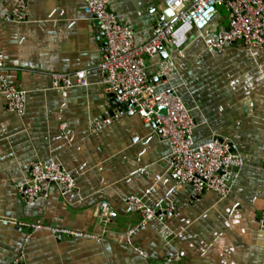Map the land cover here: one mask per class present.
<instances>
[{"label": "crops", "instance_id": "1", "mask_svg": "<svg viewBox=\"0 0 264 264\" xmlns=\"http://www.w3.org/2000/svg\"><path fill=\"white\" fill-rule=\"evenodd\" d=\"M18 0H0V53L8 81L27 92L24 115L6 111L0 89V264L21 255L26 264H264V46L237 43L207 51L199 32L184 57L167 45L149 59L161 91L175 89L192 110L199 144L227 141L244 158L228 198L178 186L170 168V145L156 125L120 112L102 84L99 65L104 36L84 0H29L27 20L11 14ZM167 0H111L119 19L133 26L139 42L174 18ZM225 6L211 24L227 29ZM171 59L173 81L162 83L159 63ZM86 71L89 85L62 91L53 73ZM106 120L108 125L99 128ZM55 162L75 175L76 191L58 187L27 205L17 187L33 162ZM131 195L153 209L173 211L128 236L141 216L129 211ZM108 204L115 217L104 208ZM26 224L41 225L33 229ZM57 229L76 235L56 234ZM164 231L170 233L165 236Z\"/></svg>", "mask_w": 264, "mask_h": 264}, {"label": "built area", "instance_id": "2", "mask_svg": "<svg viewBox=\"0 0 264 264\" xmlns=\"http://www.w3.org/2000/svg\"><path fill=\"white\" fill-rule=\"evenodd\" d=\"M84 1L87 14L104 36L99 68L103 86L121 106L116 116L124 112L135 113L147 123L156 125L160 139L170 145V168L178 186H192L200 195L209 192L220 199L228 198L239 171L245 165L244 158L222 139L215 138L204 144L196 142L197 123L192 110L175 89L161 91L160 82H152L148 60L160 56L167 45L184 57L193 32L203 35L210 53H222L237 43L248 49L264 46V0H167L166 5L173 11L174 18L156 26L151 38L144 42L138 41L133 26L123 23L111 10V0ZM28 2L17 1L10 16L12 20H27ZM220 6L228 10L229 25L213 34L210 27ZM158 65L161 82L173 81L177 70L175 62L167 59ZM6 70L5 57L0 53V89L6 98V111L24 115L27 92L8 81ZM51 76L62 91L89 85L86 71H78L74 76L67 73H53ZM111 122L106 120L99 128ZM54 186L63 196L73 194L77 189L75 175L58 163L36 161L31 164L28 180L17 189L24 202L32 206L47 198ZM126 204L130 212L141 216L140 223L129 231L130 238L152 221L164 222L173 211V207L153 209L137 195L128 197ZM104 208L109 211V217H115L108 204ZM258 223L264 230V208ZM22 225L35 230L42 228L38 224ZM55 232L58 236L76 235L74 231L64 229ZM163 233L170 236L167 231ZM12 264H26L24 256Z\"/></svg>", "mask_w": 264, "mask_h": 264}, {"label": "water", "instance_id": "3", "mask_svg": "<svg viewBox=\"0 0 264 264\" xmlns=\"http://www.w3.org/2000/svg\"><path fill=\"white\" fill-rule=\"evenodd\" d=\"M114 101H115V103H116V104L120 105V104H119V103L116 101V99H114ZM232 150L234 151V149H233V148H232Z\"/></svg>", "mask_w": 264, "mask_h": 264}]
</instances>
